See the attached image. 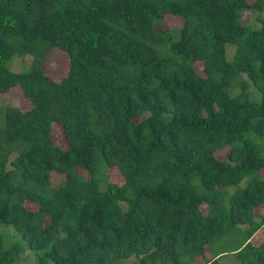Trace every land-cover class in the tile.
Here are the masks:
<instances>
[{"label": "trees", "instance_id": "1", "mask_svg": "<svg viewBox=\"0 0 264 264\" xmlns=\"http://www.w3.org/2000/svg\"><path fill=\"white\" fill-rule=\"evenodd\" d=\"M55 48L58 80L41 67ZM16 85L30 107L0 106V226L40 263L264 264V237L249 241L264 228V0H0V94ZM15 249L0 238V264Z\"/></svg>", "mask_w": 264, "mask_h": 264}, {"label": "rangeland", "instance_id": "2", "mask_svg": "<svg viewBox=\"0 0 264 264\" xmlns=\"http://www.w3.org/2000/svg\"><path fill=\"white\" fill-rule=\"evenodd\" d=\"M247 12L246 17V23L250 27H258V24L255 20V13H252L250 11L242 10L241 15ZM181 23V19L179 17L175 16H164L163 18V24L167 28H173L179 26ZM233 47L227 46L225 51V57L226 59H230L232 57ZM30 58L26 55L24 56H13L8 62L7 66L12 71H23L27 70L29 65ZM195 71L202 75L201 71V63L196 62L194 64ZM42 70L45 74H47L49 77H51L54 80H58L62 76L66 74L67 71V56L64 52L58 50V49H51L49 52L46 53V56L41 64ZM246 78L243 74L239 76V79ZM251 86V85H250ZM232 92V88L230 89ZM248 97L250 100L258 101L259 94L256 92L252 86L247 88ZM5 105H12L18 107L20 110H25L30 107V102L25 99L20 92L19 87L13 86L9 88L8 91L0 94V106ZM51 137L53 141L56 143H62V133H61V127L59 124L54 123L51 125ZM59 145V144H58ZM61 148H64V144L59 145ZM225 153V149L220 150L216 153L217 156L222 157ZM108 180L116 183H120L122 181V178L120 177L119 173L115 168L109 169L108 171ZM106 175V169H102V171L98 174V186L99 188H103L105 184V176ZM261 177H264V173L261 175ZM62 178V175L56 173L55 171L50 172V179L52 184L57 183ZM24 205L29 207L30 203L24 202ZM202 210L205 211V206L202 207ZM256 212H261L262 209L260 207L255 209ZM264 237V228H259L250 238L249 241L251 243H258L262 238ZM0 238L2 242V248L11 247L14 245L16 247V253H15V259L12 262V264H47V263H40L37 255H35L32 251H30L26 245L24 244V240L20 237L19 234H16L10 229L8 226H0ZM207 254H209L207 252ZM131 259H128L125 264H129V261ZM130 264H137L131 261ZM212 264V263H211ZM221 264H231L229 261V256H224L221 258Z\"/></svg>", "mask_w": 264, "mask_h": 264}]
</instances>
